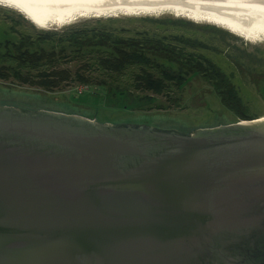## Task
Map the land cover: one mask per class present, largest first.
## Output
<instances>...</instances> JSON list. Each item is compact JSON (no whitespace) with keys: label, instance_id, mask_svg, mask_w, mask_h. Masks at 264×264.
Segmentation results:
<instances>
[{"label":"water","instance_id":"1","mask_svg":"<svg viewBox=\"0 0 264 264\" xmlns=\"http://www.w3.org/2000/svg\"><path fill=\"white\" fill-rule=\"evenodd\" d=\"M0 264H264V119L0 105Z\"/></svg>","mask_w":264,"mask_h":264},{"label":"rangeland","instance_id":"2","mask_svg":"<svg viewBox=\"0 0 264 264\" xmlns=\"http://www.w3.org/2000/svg\"><path fill=\"white\" fill-rule=\"evenodd\" d=\"M110 30L115 35L154 36L178 43L176 35L189 36L202 41L204 45H184L186 51L203 54L220 65L237 84L249 113L264 117V94L258 81L264 77V40L251 41L231 30L212 22H197L173 14L162 15H122L119 17L81 18L75 22L51 28H40L15 8L0 4V65H14L16 62L3 55L6 48L15 51V47L6 45V40L20 41L29 35L36 42L32 46L51 48L61 45L68 56L57 62V67H69L74 72L86 60L76 46L67 38L77 30ZM42 37L46 41L37 42ZM64 37L63 42L61 41ZM85 48H83L84 52ZM2 52V53H1ZM82 52V53H83ZM80 54V55H77ZM90 55V56H89ZM73 58V59H72ZM36 73V70H33ZM133 70L123 75H109L95 71V78L106 77L115 84L128 87L133 95H154L152 107L144 105L137 108L130 105L129 97L113 88L97 85L96 82L83 84L75 80L65 82L55 91H45L37 86L20 83L14 77L0 78V105H14L22 109H51L66 113H77L96 119L99 122L113 124H148L159 129L195 130L201 127L215 126L239 120L220 100L213 85L202 75H191L181 87H172L168 99L165 94L137 90L132 85ZM255 75V77H254ZM172 99V100H171ZM128 100V101H127ZM225 119V121H224Z\"/></svg>","mask_w":264,"mask_h":264},{"label":"trees","instance_id":"3","mask_svg":"<svg viewBox=\"0 0 264 264\" xmlns=\"http://www.w3.org/2000/svg\"><path fill=\"white\" fill-rule=\"evenodd\" d=\"M175 37L178 43L147 35H115L106 29L94 30L92 35L87 30H77L67 39L76 46L75 50L81 55H88L91 52L94 54L89 55L92 57L91 60L84 61L74 72L69 67L56 66L57 62L68 56L63 45L59 49H56V46L32 49L30 46L36 42L29 35L21 37L18 43L7 39L6 45L15 47V51H10L7 47L3 55L16 63L1 64L0 78L14 77L20 83L37 86L45 91H55L69 80L83 84L96 82L97 85L113 88L129 97L130 105L144 108V105L152 107L156 100L154 95H133L128 87L115 84L104 76L95 78L94 76H97L94 75L95 71L117 77L133 70L132 85L135 89L165 94L168 99L175 98L170 96L172 87H181L191 75H202L213 85L221 102L233 111L239 120L257 117L249 113L248 106L231 75L209 57L186 51L184 48V45L203 46L202 41L189 36ZM47 38L50 37H42L37 43L40 45L41 41H46ZM63 39L64 37L61 39L62 42ZM33 70H36V73ZM261 78L258 85L264 94V77ZM175 102L179 101L175 98ZM190 131L192 130L186 129V132Z\"/></svg>","mask_w":264,"mask_h":264},{"label":"bare ground","instance_id":"4","mask_svg":"<svg viewBox=\"0 0 264 264\" xmlns=\"http://www.w3.org/2000/svg\"><path fill=\"white\" fill-rule=\"evenodd\" d=\"M1 5L45 29L81 18L168 13L218 24L254 42L264 40V0H12Z\"/></svg>","mask_w":264,"mask_h":264},{"label":"clouds","instance_id":"5","mask_svg":"<svg viewBox=\"0 0 264 264\" xmlns=\"http://www.w3.org/2000/svg\"><path fill=\"white\" fill-rule=\"evenodd\" d=\"M12 0H0V4L11 3Z\"/></svg>","mask_w":264,"mask_h":264},{"label":"flooded vegetation","instance_id":"6","mask_svg":"<svg viewBox=\"0 0 264 264\" xmlns=\"http://www.w3.org/2000/svg\"><path fill=\"white\" fill-rule=\"evenodd\" d=\"M228 108V107H227ZM229 109V108H228ZM230 110V109H229Z\"/></svg>","mask_w":264,"mask_h":264}]
</instances>
